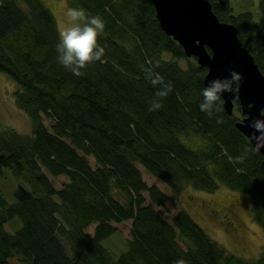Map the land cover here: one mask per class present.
<instances>
[{"label":"trees","instance_id":"obj_1","mask_svg":"<svg viewBox=\"0 0 264 264\" xmlns=\"http://www.w3.org/2000/svg\"><path fill=\"white\" fill-rule=\"evenodd\" d=\"M209 1L221 22L237 28L264 75V0L256 13H237L231 0ZM65 2L105 23L103 62L88 65L79 77L57 61V25L41 17L51 3L47 9L42 0H0V72L14 83L16 105L31 123L30 133L0 125V175L8 169L29 186H19L13 204L0 192V264H174L180 258L186 264H264V250L255 261L229 253L183 208L170 224L157 211L168 196L148 186L139 169L175 199L182 183L209 194L226 187L250 199L264 230V156L250 152L236 163L251 146L235 127L236 113L227 115L222 103L212 116L200 111L208 70L163 32L150 0ZM141 65H158L155 73L172 85L157 111H149L156 89ZM58 69L64 79L57 87ZM82 82L107 113L105 130L85 124L64 103L80 96ZM235 108L240 114L238 101ZM191 138L203 145L193 149ZM60 177L67 181L56 189L51 178ZM126 222L128 247L116 254L103 243Z\"/></svg>","mask_w":264,"mask_h":264},{"label":"rangeland","instance_id":"obj_2","mask_svg":"<svg viewBox=\"0 0 264 264\" xmlns=\"http://www.w3.org/2000/svg\"><path fill=\"white\" fill-rule=\"evenodd\" d=\"M50 10L41 16L43 22L50 25L55 22L57 29L64 27L68 23L66 16L67 8L65 0H42ZM218 2V0H212ZM231 4L236 12L258 11V0H231ZM255 12V13H256ZM255 19H258L255 16ZM165 60L178 62L181 66H186L184 60H175L169 55L164 56ZM195 60L194 58H189ZM196 62V60H195ZM64 69H58L56 72L55 85H61L64 79ZM80 96H75L64 101L68 110L78 117L82 122L88 125L96 126L100 129H106L107 113L96 104V96L92 93V87L87 82H82L78 86ZM15 85L10 78L0 72V125L15 129L21 133L31 132V123L28 116L16 105ZM239 120L243 118L234 111ZM27 116V117H26ZM187 143V142H186ZM193 149L203 145L197 138H191L188 143ZM131 147L139 150L135 143H130ZM143 173V180L148 186H157L168 196V201L164 209L158 208L157 211L170 224L174 223L183 208L213 239L226 250L241 258L255 261L264 250V230L254 219L252 214V204L250 199L231 193L226 187H220L215 194H209L204 191H198L188 183L178 184V198L172 196V191L161 181L149 175L143 167H139ZM56 189H61L67 181L65 177L57 179L51 178ZM23 185L29 189V186L23 179L15 178L8 169L3 170L0 175V192L9 204L16 202L15 192L19 186ZM147 196V195H146ZM216 212V213H215ZM219 213L220 215H218ZM223 214V215H222ZM226 220L222 223V218ZM118 232L113 239H108L103 245L116 254L127 250L125 241L130 239L131 222L115 225ZM9 231L11 225H7ZM89 234L94 233V226L89 227ZM111 241V242H109ZM122 250V251H120ZM11 264H18L11 261Z\"/></svg>","mask_w":264,"mask_h":264},{"label":"water","instance_id":"obj_3","mask_svg":"<svg viewBox=\"0 0 264 264\" xmlns=\"http://www.w3.org/2000/svg\"><path fill=\"white\" fill-rule=\"evenodd\" d=\"M150 1L163 32L182 47L187 58H195L199 66L208 70L204 86L217 78H229L231 71L241 74L238 96L222 93L223 109L233 116L235 101L239 102L243 118L235 127L251 145L255 143L249 139L253 132L250 125L254 119H264V75L241 43L237 28L221 22L209 0ZM258 153L264 156V148Z\"/></svg>","mask_w":264,"mask_h":264},{"label":"clouds","instance_id":"obj_4","mask_svg":"<svg viewBox=\"0 0 264 264\" xmlns=\"http://www.w3.org/2000/svg\"><path fill=\"white\" fill-rule=\"evenodd\" d=\"M68 23L58 31L59 42L56 44L57 61L65 69L79 77L82 70L97 61L103 62L106 46L99 42L100 36L105 30V23L99 15L86 13L83 8L69 7L66 12ZM158 65L144 67L141 65L145 79L156 89L154 98L149 102V111H157L163 107L165 99L172 91L170 82H165L162 77L155 73L154 68ZM242 76L236 71H231L229 78L214 79L201 90L203 100L199 104L201 112L212 116L213 111L219 112L222 103V93H232L238 96ZM235 84V87H233ZM219 102V103H218ZM261 117H264L262 110ZM253 129L249 139L251 146H245L244 151L234 158L236 163H243L250 152H259L264 148V119H254L250 125ZM259 133V135H257ZM174 264H186L183 258L174 261Z\"/></svg>","mask_w":264,"mask_h":264},{"label":"bare ground","instance_id":"obj_5","mask_svg":"<svg viewBox=\"0 0 264 264\" xmlns=\"http://www.w3.org/2000/svg\"><path fill=\"white\" fill-rule=\"evenodd\" d=\"M151 2V1H150ZM157 17V16H156ZM199 66V65H198ZM199 67H201V66H199ZM201 68H204V67H201ZM207 75V74H206ZM205 75V76H206ZM204 79H205V77H204ZM203 84H204V81H203ZM68 108V107H67ZM222 108H223V102H222ZM104 111V110H103ZM78 118V117H77ZM79 119V118H78Z\"/></svg>","mask_w":264,"mask_h":264},{"label":"flooded vegetation","instance_id":"obj_6","mask_svg":"<svg viewBox=\"0 0 264 264\" xmlns=\"http://www.w3.org/2000/svg\"><path fill=\"white\" fill-rule=\"evenodd\" d=\"M236 109V108H235ZM241 110V109H240ZM241 115H242V113H241Z\"/></svg>","mask_w":264,"mask_h":264}]
</instances>
